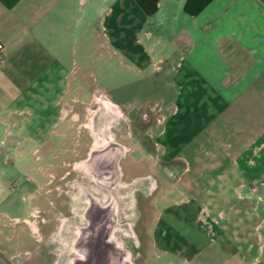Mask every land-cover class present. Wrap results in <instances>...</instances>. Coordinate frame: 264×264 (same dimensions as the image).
<instances>
[{
    "label": "rangeland",
    "instance_id": "obj_1",
    "mask_svg": "<svg viewBox=\"0 0 264 264\" xmlns=\"http://www.w3.org/2000/svg\"><path fill=\"white\" fill-rule=\"evenodd\" d=\"M97 43L86 59L68 61L67 92L40 125L42 138L11 122L0 140V263L264 264V237L241 235L264 226L246 222L247 193L235 189L238 202L227 209L205 195L197 213L187 204L200 176L204 190L213 175L207 191L215 200L230 193L220 174L197 168L206 152L232 160L221 154L240 153L233 133L256 126L172 123L180 116L175 62L135 71ZM208 127L221 138H184Z\"/></svg>",
    "mask_w": 264,
    "mask_h": 264
},
{
    "label": "crops",
    "instance_id": "obj_2",
    "mask_svg": "<svg viewBox=\"0 0 264 264\" xmlns=\"http://www.w3.org/2000/svg\"><path fill=\"white\" fill-rule=\"evenodd\" d=\"M91 40L107 45L110 57L131 61L135 71L144 72L152 61L175 62L180 116L172 123L256 126L233 133L232 140L244 141L242 147L233 142L240 153L220 152L232 160L221 164L206 152L197 168L220 174L217 180H225L230 193L215 200L207 191L213 175L204 190L200 176L196 197L183 208L186 213L192 203L197 213L198 196L205 195L210 206L227 209L241 189L253 207L246 222L263 224L264 0H0V140L11 122L27 124L33 138H42L40 125L56 116L67 92L68 61L86 59ZM234 109L247 114L235 116ZM208 132H185L184 138H221ZM250 231L241 235L264 237V226Z\"/></svg>",
    "mask_w": 264,
    "mask_h": 264
},
{
    "label": "bare ground",
    "instance_id": "obj_3",
    "mask_svg": "<svg viewBox=\"0 0 264 264\" xmlns=\"http://www.w3.org/2000/svg\"><path fill=\"white\" fill-rule=\"evenodd\" d=\"M81 253H82V251H81ZM85 253V252H84ZM83 253V254H84ZM98 264H104V262L103 263H101V261H99V263ZM105 264H111V262H106ZM112 264H116V262H113Z\"/></svg>",
    "mask_w": 264,
    "mask_h": 264
},
{
    "label": "built area",
    "instance_id": "obj_4",
    "mask_svg": "<svg viewBox=\"0 0 264 264\" xmlns=\"http://www.w3.org/2000/svg\"><path fill=\"white\" fill-rule=\"evenodd\" d=\"M2 47H3V43L0 42V48H2Z\"/></svg>",
    "mask_w": 264,
    "mask_h": 264
},
{
    "label": "flooded vegetation",
    "instance_id": "obj_5",
    "mask_svg": "<svg viewBox=\"0 0 264 264\" xmlns=\"http://www.w3.org/2000/svg\"><path fill=\"white\" fill-rule=\"evenodd\" d=\"M110 103V102H109ZM112 105V103H110ZM113 107V106H112Z\"/></svg>",
    "mask_w": 264,
    "mask_h": 264
}]
</instances>
